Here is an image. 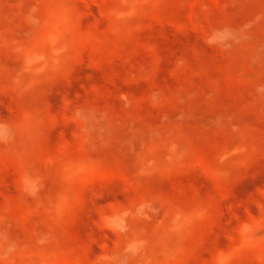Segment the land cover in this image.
<instances>
[{
	"label": "rangeland",
	"instance_id": "rangeland-1",
	"mask_svg": "<svg viewBox=\"0 0 264 264\" xmlns=\"http://www.w3.org/2000/svg\"><path fill=\"white\" fill-rule=\"evenodd\" d=\"M0 264H264V0H0Z\"/></svg>",
	"mask_w": 264,
	"mask_h": 264
}]
</instances>
